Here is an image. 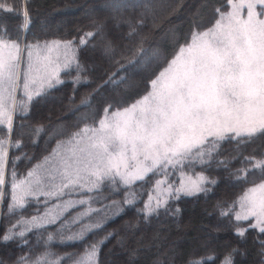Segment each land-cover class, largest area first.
<instances>
[{"label": "snow or ice", "instance_id": "obj_1", "mask_svg": "<svg viewBox=\"0 0 264 264\" xmlns=\"http://www.w3.org/2000/svg\"><path fill=\"white\" fill-rule=\"evenodd\" d=\"M37 6L36 0L0 3V10L21 19L10 28L8 17L0 16V242L7 248L17 238L15 246L22 249L19 255L9 253L8 260L0 258V264H62L65 257L70 264H102L103 245L116 235L105 230L110 222L131 209L149 223L152 217L178 215L182 197L207 195L219 184L218 177L206 174L215 171H227L246 185L238 199L217 202L216 208L237 239L251 235L259 243L264 264V0H205L186 30L169 29L167 51L156 47L138 65L136 57L145 51L141 35L135 55L125 57L126 64L80 99L73 109L79 113L76 122L60 124L54 133L40 123L25 124L32 109L69 82L67 100L76 101L79 46L95 49L99 44L109 58L116 48L107 38V20H92L70 38L40 40L30 15ZM127 6L124 0L105 5L114 13ZM183 7V0L146 5L154 28ZM144 17L112 20L125 24L131 38L144 27ZM149 63L155 70L141 83H126V67ZM108 84H124V93L94 105V96ZM41 133L48 139L39 152L33 151L40 148ZM225 144L233 146L234 154L223 156ZM257 144L261 159L243 157L242 146ZM21 155L22 169L17 164ZM241 157L246 166L232 169ZM249 167L259 170V181L249 178ZM141 188L158 195L144 199L137 192ZM43 233L46 246L57 239L80 250L37 253L40 240L34 245L31 238ZM125 239L126 264H137L148 246H126ZM236 253L246 254L229 246L220 264H235Z\"/></svg>", "mask_w": 264, "mask_h": 264}, {"label": "trees", "instance_id": "obj_2", "mask_svg": "<svg viewBox=\"0 0 264 264\" xmlns=\"http://www.w3.org/2000/svg\"><path fill=\"white\" fill-rule=\"evenodd\" d=\"M190 1L193 0H183L184 7L182 9L170 15L166 14L167 19L158 28L152 27L151 16L147 14L148 9L146 5L175 4L178 0H124L129 6L125 7L122 12L118 10L114 13L108 8L111 12L99 14L98 17L92 19L97 21L107 20L106 34L107 38L112 41L116 48L115 54L111 58L106 57L99 44L95 49L92 47L84 49L82 45L79 46L76 55L82 69L79 71L81 79L78 85L79 91L77 92L76 101L70 104L67 100L68 92L72 88V83L69 82L62 91L54 93L53 97L42 100L36 105L32 109L30 117L25 120V124L36 125L40 123L45 126L48 133H54L57 126L62 123L69 126L75 123L79 113H74L73 109L79 105L80 99L93 94L94 90L103 81L107 80V74L116 71L119 64H126L125 57L131 59L135 55L134 50L139 43L141 35L146 37L143 41L145 51L143 56L136 57L138 65L145 57H150L153 49L156 47L167 51L170 38L161 39V35L166 31L167 27L175 23V19L178 18L181 12L184 13L182 10L186 9V5ZM200 1H193L192 4H197L198 6ZM204 2L205 0H203ZM212 2L214 0H208L209 4ZM0 3L18 6L21 0H0ZM36 3L38 6L30 15L35 24L33 31L43 41L70 38L76 34L77 29H87L92 20H88L82 14L79 17L75 16L71 20L70 15L84 9V7L87 9L90 6L108 3V0H36ZM190 9V11H186L182 23L175 27L177 31H183L188 28L195 12V7H191ZM156 11L159 14V9H156ZM141 13L145 14V25L138 30V34L133 35L131 38L127 37L128 28L125 24L121 23L117 26L112 20L113 16L136 19ZM48 14L52 16L53 21L45 23L44 19ZM0 16L8 17L7 23L10 28H14L17 24L21 23V19H17L12 14L6 13L3 10H0ZM64 19L67 21V24L57 26V23H60ZM154 70V64L149 63L146 67H126V73L123 74L128 77L126 83L135 85L141 83ZM76 75L77 70L75 65H73L72 76L75 77ZM132 80L135 83H131ZM124 88V84L106 85L94 96V105L98 106L105 98H118L124 93ZM68 108L71 109L70 113L68 112ZM85 110L83 107L80 108L81 112ZM25 131L31 132L32 129L26 128ZM40 136L44 137L40 141V148L33 149V151L39 152L44 147L45 140L48 139L45 133H41ZM25 140H27V137H25ZM253 148H256L255 152H253ZM234 152L235 149L232 145H224L223 156H230ZM241 152L243 153V157H247L250 154L255 155L256 159L261 157L260 145L258 144L242 146ZM16 154L20 155L19 152ZM243 157L233 161L231 168H244L246 164ZM17 164L21 169L24 167L23 155H21V160ZM197 171H200V168ZM249 172L251 173L250 179L259 181V170L253 172L251 167H249ZM206 174L218 177L219 184L207 195L199 193L196 196L182 197L178 205H176L180 208L178 215L167 214L161 215L160 217H152L149 223L140 220V215L143 214L138 215L135 209H131L127 212V215H120L114 221L110 222L105 230L114 231L116 235L111 237L103 245V251L100 255L102 264H126L127 252L126 248L121 247L122 238H126L124 240L126 246L130 245L135 247L138 242H142L148 246L141 252L137 264H153L154 261H159V264H198L200 260L211 257H216L215 264H220V259L228 251L229 246L238 247L242 252L246 253H236L234 255L235 264H261L262 258L258 254L259 243L255 242L251 235L244 241L237 239L227 227V223L219 216L216 208L217 202H231L238 199L244 192L246 185L243 182L237 181L227 171H215ZM250 186L251 184L247 185V187ZM137 192L140 197L147 199V195H150L152 189L148 188L147 194H145V189L143 188L137 189ZM139 206L137 205V207ZM138 222L139 228L137 229L136 225ZM125 223L130 225L129 229L124 228ZM184 225L192 227V230L187 229L185 230V234L184 232L182 233L184 231ZM201 231L203 233L200 236L198 232L201 233ZM0 232H2V228H0ZM158 232L161 234L160 236L164 237L165 242L161 243V239H156L155 236ZM205 233L212 237L214 242L205 247H198L196 243L205 241L206 238H202V235ZM182 234L190 237L191 240L183 241L180 244L178 240ZM139 235H142V237L137 239ZM31 239L34 245L37 239L40 240V246L36 248L37 253H43L48 248L57 255L80 250L78 245L71 246V242H65L64 245H61L57 239H54L46 246L44 241L47 239V233H43L40 236L33 235ZM17 242V238H14L13 242H10L7 248L4 247L3 242H0V258L8 260L9 253H12L13 256L21 254L22 249L15 246ZM194 244L196 248L195 250H191V246ZM172 246L174 247L173 250L171 249ZM49 259H55V256ZM62 264H70V261H67L65 257Z\"/></svg>", "mask_w": 264, "mask_h": 264}, {"label": "rangeland", "instance_id": "obj_3", "mask_svg": "<svg viewBox=\"0 0 264 264\" xmlns=\"http://www.w3.org/2000/svg\"><path fill=\"white\" fill-rule=\"evenodd\" d=\"M193 1H196V0H193ZM193 1H190L189 4L186 5V9H183V10H182V11H184V13L181 12V13L179 14L178 18L175 19V23L172 24V25H170L169 27L166 28V31H165L164 33H162V35H161V36H162L161 39L170 38V37H169V29H170V28H175V27H177V25L181 24L182 21H183V17H184V15H185L186 11H190V10H191V9H190L191 7H192V8L195 7V12H196L197 9L200 8L201 4L203 3V0H201V1L198 3V6H197V4H196V5H195V4H192ZM106 4H107V3H102L101 5H98V6H90V7H87V9L84 7V9L78 11L79 13L76 12V13H74V14H71V15H70L71 20H72V18L74 19L75 16H78V17H79V15H81V14H82V15H85V17L88 18V20H92V19L98 17L99 14H104V13H107V12H111L108 8L105 7ZM89 9L92 10V14H91V15H88V14H87V11H88ZM195 12H194V13H195ZM70 17H69V19H70ZM51 21H53L52 16L48 14V15L46 16V18L44 19V22H45V23H49V22H51ZM65 24H67V21L64 19V20H61L60 23H57V26H63V25H65ZM131 83H135V81L132 80ZM56 109H57V108H56ZM58 110H59V109H58ZM58 110H57V111H58ZM70 110H71V109L68 108V112H69V113H70ZM63 113H64V112H63ZM259 159H261V157H259ZM198 168H199V167H197V168L195 169V171H197ZM190 174H192V173L190 172ZM173 179H176V177H173ZM242 194H243V193H242ZM242 194H241V195H242ZM150 195H152V196H156V195H158V193L155 192V191L152 189V192L150 193ZM186 226H187V225H186ZM186 226L184 225V231H182V233L184 232V234H185V230H187V229H191V230H192V227H189V226L186 227ZM124 228L129 229V228H130V225H128V223H125V224H124ZM195 228H196V227H195ZM202 233H203L202 231H201V233L198 232V234H199L200 236H201ZM66 234H67V232H66ZM156 234H157V235H156ZM156 234H155V235H156V236H155L156 239H159V240L161 239V241H160L161 243L165 242V241H164V237H163V236H160L161 234H159V232L156 233ZM200 236H198V237H200ZM139 237H142V235L137 236V239H138ZM203 237L206 238V239H205L204 242L200 241L199 243H196V244H198V247H199V246H201V247H205V246L210 245V244H212V243L214 242V239H213L212 237L208 236L207 233L203 234V235H202V238H203ZM189 240H191L190 237H188V236L182 234V236L179 238L178 242L181 244L183 241H189ZM65 242H69V241H65ZM151 245H152V244H151ZM149 246H150V245H149ZM195 248H196V245H195V244L191 246V250H195ZM171 249L173 250L174 247L172 246ZM126 252H127V251H126Z\"/></svg>", "mask_w": 264, "mask_h": 264}]
</instances>
